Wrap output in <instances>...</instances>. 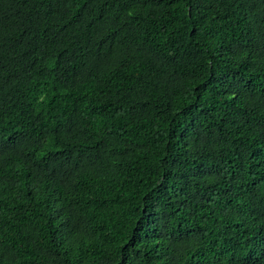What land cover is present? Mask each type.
Listing matches in <instances>:
<instances>
[{
    "label": "trees",
    "instance_id": "trees-1",
    "mask_svg": "<svg viewBox=\"0 0 264 264\" xmlns=\"http://www.w3.org/2000/svg\"><path fill=\"white\" fill-rule=\"evenodd\" d=\"M0 264H264V0H0Z\"/></svg>",
    "mask_w": 264,
    "mask_h": 264
}]
</instances>
